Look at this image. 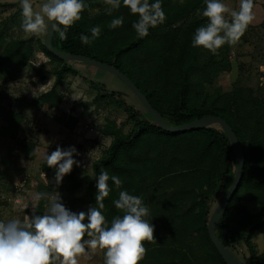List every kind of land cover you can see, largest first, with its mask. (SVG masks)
Here are the masks:
<instances>
[{
    "label": "trees",
    "instance_id": "obj_1",
    "mask_svg": "<svg viewBox=\"0 0 264 264\" xmlns=\"http://www.w3.org/2000/svg\"><path fill=\"white\" fill-rule=\"evenodd\" d=\"M237 1V0H224ZM89 7L82 19L60 40L54 33L53 48L76 56H83L110 65L126 75L144 94L152 107L171 127H179L207 117H220L237 136L245 157L243 178L237 193L227 206L217 227V236L234 254L237 245L249 252L242 264H264V252L259 253L253 239L264 236V84L257 88L236 85L232 91L213 88L217 78L232 68L230 45L213 55L203 48L193 47L196 29L205 25L202 16L204 0H161L166 21L140 38L132 25L138 17L121 5L108 15L104 0H85ZM155 0H150V3ZM201 14H197V10ZM21 8L0 22V79L15 82L38 53L56 65L52 71L36 67L39 82L54 79L51 89L43 91L30 103L37 110L61 107L65 97L60 87L66 76H80L71 63L52 55L39 36L21 30ZM124 17L122 26L111 28L113 19ZM100 26L98 38L92 39L91 28ZM264 30V22L261 25ZM81 35L91 40L81 41ZM33 75V76H34ZM92 87L98 89L95 83ZM1 90V87H0ZM1 92V91H0ZM124 93L114 91L97 95L94 105H115L128 115L130 129L123 133L106 134L112 138L104 154L94 162L92 175L78 178L82 169L74 165L67 180L57 186L40 183L38 192H58L61 199L69 196L73 211H87L96 205V177L101 169L122 180L105 199L103 214L109 221L123 213L113 200L119 191H128L143 199L150 209L149 221L155 226V239L149 244L141 264H226L208 234V223L214 199L228 191L236 175V158L231 143L216 127L186 133L163 131L146 111L140 113L124 99ZM1 100V99H0ZM20 108V107H19ZM0 117L6 123L2 134L16 138L25 120L24 110L0 107ZM68 130H74L79 119H58ZM28 150L31 143L18 141ZM33 158V157H31ZM30 158V159H31ZM75 159V157H73ZM10 157H0V207L8 206ZM48 173L55 172L47 167ZM86 184L80 198L76 193ZM46 201H41L35 215L44 214ZM246 203L261 208L251 215ZM26 215L33 212L27 210Z\"/></svg>",
    "mask_w": 264,
    "mask_h": 264
},
{
    "label": "clouds",
    "instance_id": "obj_2",
    "mask_svg": "<svg viewBox=\"0 0 264 264\" xmlns=\"http://www.w3.org/2000/svg\"><path fill=\"white\" fill-rule=\"evenodd\" d=\"M109 7L108 15L121 5L138 17L132 27L140 38L147 37L149 30L166 21L161 0H104ZM202 16L207 23L196 29L193 47L203 48L215 55L223 46L235 45L256 21L254 0H239L238 10L230 8L224 0H204ZM89 7L85 0H20L22 15L21 30L32 36L46 35L51 29L60 40L67 39V32L82 19ZM197 14L201 11L198 9ZM124 17L111 21L110 27L122 26ZM101 33L100 26L91 28V37ZM84 44L91 40L81 35ZM74 155L77 150L57 147L50 155L45 154L47 167L55 170L53 181L59 186L70 174L73 166H79ZM45 175V174H44ZM96 179V205L79 213L72 212L61 201L58 192H36L33 201L38 205L46 201V212L42 215H26L23 219L0 220V264H80L81 258L91 259L97 250L103 252L104 264H141L147 255L145 242L156 241L155 226L147 217L150 209L143 199L128 191H119L113 200L116 209L123 215L115 216L111 222L102 210L104 201L112 189L109 180L120 188L122 180L110 176L101 169ZM49 183V181H48Z\"/></svg>",
    "mask_w": 264,
    "mask_h": 264
},
{
    "label": "rangeland",
    "instance_id": "obj_3",
    "mask_svg": "<svg viewBox=\"0 0 264 264\" xmlns=\"http://www.w3.org/2000/svg\"><path fill=\"white\" fill-rule=\"evenodd\" d=\"M36 2L39 3L40 0ZM225 3L230 8L238 10L239 0ZM254 3L256 21L249 26L246 34L237 44L230 45L232 68L217 78L213 88L229 92L236 85L257 88L264 84V30L261 28L264 22V0H254ZM18 7L20 8V0H0V22L13 14ZM46 36L47 34L40 36L43 42ZM33 63L34 66L29 65L20 79L15 82H3L0 79V107L22 109L25 115L15 139L3 136L2 127H6V123L0 117V157H10L13 162L9 166L10 177L7 181L14 185L13 191L9 193L8 206L0 207V220L23 219L27 210L31 214L37 207L32 197L38 192L40 183L45 186L54 184L52 181L55 172L48 173L45 170L46 153L50 155L57 147L64 150L74 147L78 153L74 155L75 160L82 169L77 177L91 176L94 162L104 154L112 141V138H106V134L116 132L118 128L122 129L123 133L128 132L130 122L127 113L117 109L115 105L109 108L104 104L94 105L93 101L98 94L106 95L114 91L124 93L128 105L133 106L140 113L145 112L141 102L121 79L104 70L79 62H72L71 65L79 71L80 76H66L65 82L59 89L65 97L61 107L55 109L48 107L41 111L30 107L31 101L43 91L51 89L54 83V79L39 82V77L34 75L35 68L42 67L45 71H52L56 67L42 53L36 55ZM92 83H95L98 89L93 88ZM69 117L79 119V124L74 130H68L58 123V119ZM216 129L220 131L219 127ZM18 141L31 143L32 148L27 150L24 145H19ZM68 178L65 176L63 181ZM85 186L86 184H83L75 197L82 196ZM0 188L4 187L0 185ZM222 197L223 194L213 200L211 215ZM69 198L66 196L61 199L66 208L75 213L83 211H73L68 202ZM245 205L251 215H258L261 211L260 207L249 203ZM46 210L45 208L44 213ZM253 242L257 251L263 253V234L255 236ZM148 245L146 243L145 247L147 248ZM234 254L242 263L245 262V257L249 256L244 245H237ZM80 264H104L103 252L97 250L91 259L81 258Z\"/></svg>",
    "mask_w": 264,
    "mask_h": 264
},
{
    "label": "water",
    "instance_id": "obj_4",
    "mask_svg": "<svg viewBox=\"0 0 264 264\" xmlns=\"http://www.w3.org/2000/svg\"><path fill=\"white\" fill-rule=\"evenodd\" d=\"M54 31L51 29L48 31L46 39H45V47L46 49L54 56L59 58L61 61L65 63H72V62H79L85 65L93 66L98 69L104 70L108 73L113 74L114 76L121 79L126 86L130 89V91L138 98V100L141 102L143 107L146 109V111L151 115V117L154 119V122L163 130L168 133H186L190 131H196V130H202L207 128H212L218 126L220 131H223L226 136L228 137L231 146L233 148L235 158H236V175L233 180L232 185L228 189V191L225 193V195L222 197L221 201L217 205L216 209L212 213L209 223H208V234L209 237L216 247L217 251L219 252L220 256L222 257L223 261L226 264H242L220 241V239L217 236V227L219 225V222L229 205L230 201L234 197V195L237 193L242 178H243V170H244V163H245V157L244 152L242 149V146L231 129V127L220 117H207L203 118L197 121H194L192 123L179 126V127H171L164 118L152 107L148 99L142 94V92L132 83V81L123 73H121L116 68L107 65L105 63L99 62L94 59H90L83 56H76L69 53H65L62 51H59L52 46V41L54 37Z\"/></svg>",
    "mask_w": 264,
    "mask_h": 264
}]
</instances>
